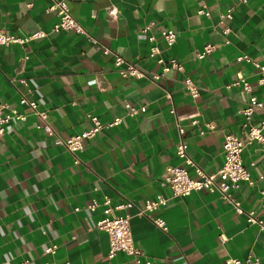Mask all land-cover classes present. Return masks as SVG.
<instances>
[{"label": "crops", "instance_id": "1", "mask_svg": "<svg viewBox=\"0 0 264 264\" xmlns=\"http://www.w3.org/2000/svg\"><path fill=\"white\" fill-rule=\"evenodd\" d=\"M52 2L0 0V28L6 32L27 37L47 31L25 43L0 44V103L6 112L26 115L11 119L0 137V264H224L229 257L244 259L253 249L264 264V229L248 222L219 192L172 195L160 184L169 165L187 166L197 176L177 154L181 138L202 168L217 171L226 133H243L240 109L251 95L264 99L257 68L236 59L249 53L264 63V0H70L72 13L99 45L73 30L51 31L58 19L57 9L47 10ZM201 7L210 14L198 12ZM229 8L232 18L220 22ZM226 25L230 30L224 34ZM162 29L176 31L172 46ZM152 44L160 48L156 57L149 55ZM207 44L215 47L198 57ZM117 54L151 73L162 71L158 56H176L184 69H170L157 81L125 76L120 69L127 63L116 65ZM187 75L199 87L197 97L184 85ZM240 75L249 90L232 85ZM24 93L47 111L53 135L20 102ZM126 102L145 104L146 110L128 116ZM90 113L104 123L117 116L122 120L87 139L81 162L75 163L56 139L91 127ZM262 115L257 113L254 123ZM243 160L256 182H241L234 192L243 207L259 211L264 144H247ZM157 193L169 199L152 216H163L168 229L138 212L144 199ZM106 197L113 206L134 202L116 211L132 214L137 257L123 251L108 257V233L96 226ZM94 198L100 204L90 210L86 204ZM52 244L55 253H45Z\"/></svg>", "mask_w": 264, "mask_h": 264}, {"label": "built area", "instance_id": "2", "mask_svg": "<svg viewBox=\"0 0 264 264\" xmlns=\"http://www.w3.org/2000/svg\"><path fill=\"white\" fill-rule=\"evenodd\" d=\"M247 1V0H240ZM70 0H53L52 4L47 7L48 11L57 9L58 19L55 21L51 27V31L60 30H73L77 33L83 35L88 41L100 44L99 39L91 34L83 24L74 16L70 6ZM111 13H115L116 9L112 8ZM198 12L210 14V11L205 7H201ZM232 18V8L221 13L220 22L226 19ZM150 25L143 28L147 30ZM229 26L223 28L224 34L229 32ZM47 34V31L39 30L32 35L27 37L18 36L12 33L6 32L4 29L0 28V44L9 45L11 43H25L32 38L42 37ZM162 38L170 47L176 41V31L174 29H162ZM154 39V37H151ZM226 42L228 40L226 39ZM215 46L211 44L205 45L202 51H199L198 57L205 56L206 53L210 52ZM104 52L108 53L111 50L108 47L103 48ZM160 53V48L157 44H152L149 48V55L151 57H156ZM28 59L29 56L24 57ZM236 59L238 61H246L253 64L258 71V79L260 85L264 89V63H260L257 59L252 57L249 53H241L237 55ZM157 61L161 64V72L151 73L147 69H143L132 61H126L125 57L117 54L115 56V64L121 65L127 63L126 67L121 68L120 72L125 76L134 77H150L152 80L157 81L165 72L170 69L183 70L184 63L178 57L172 56L169 59H165L162 56L157 57ZM20 81L26 86L27 79L21 78ZM185 87L190 91L193 97L199 95V87L195 80L187 75L184 80ZM232 85L242 86L244 89L249 90V84L243 75H240ZM30 92V90H27ZM20 102L22 104H27L31 107L33 112L40 118L38 126L43 128L46 132L53 135L54 129L48 120V113L46 110L39 109L38 101L35 99H30L26 93H24ZM4 104L0 103V137L4 134L6 124L11 119H25L26 115L19 112L17 109H11L9 111L4 110ZM127 108L126 114L128 116H137L146 110V105L135 106L129 102L125 103ZM174 110V109H172ZM262 112L263 115L259 119L258 123H254L253 117ZM240 113L243 115V130L242 134H236L234 132H228L225 135V140L223 143V164L217 171L208 172L202 168L188 153L187 142L184 138H181L177 144V154L179 157L183 158L185 163L189 166L195 168L197 176H192L187 168V166L182 165H169L166 168V173L163 175V179L160 184L163 187H169L172 191V195H182L186 196L197 190H207L210 192H219L221 197L228 201L232 207L238 212L246 215L248 222L257 223L261 229H264V187L260 189V206L259 211L255 208H245L243 207L241 201L235 195V190L240 186L241 182H246L253 185L256 182V178L253 177L251 171L245 165L243 160V151L247 144L253 142L254 140L259 141L264 144V99L259 98L257 95H251L248 103L240 109ZM89 118L92 122L91 127L77 133L70 135L66 138L58 137L57 143H60L68 152L71 153L74 158L75 163L81 162V153L84 151L85 141L87 139H93L96 137L98 132L105 126H114L119 124L122 120L121 116H117L111 121L104 123L96 114H89ZM197 120H193L192 123H196ZM213 127L214 125H210ZM179 130L182 133L185 132L184 126L180 125ZM169 196L162 193H157L155 196L147 197L144 199L143 206L139 207V213H148L152 217L155 224L163 229H168L167 222L163 216H152V212L156 210L161 205H166ZM97 199H92L86 204V207L90 210L96 209L99 205ZM103 216H101L97 222L96 226L108 233L110 248L108 251V257H113L118 251H123L129 255L137 257L140 253L138 247L135 245L134 237L131 229V217L130 211L124 213H118L116 210L119 209H129L134 205L132 200L119 203L115 206L111 205V199L106 197L103 201ZM57 250V245H47L44 248L45 253H55ZM137 259V258H136ZM139 262V260H137ZM44 264H58L56 261H46ZM63 264H73L71 261H65ZM144 264H150L149 260H146ZM224 264H263L259 252L255 249L250 251L248 255L242 259L240 257H229Z\"/></svg>", "mask_w": 264, "mask_h": 264}]
</instances>
